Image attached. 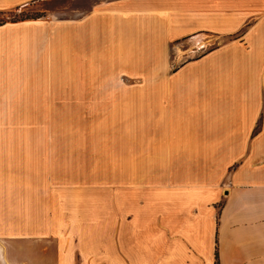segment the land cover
I'll list each match as a JSON object with an SVG mask.
<instances>
[{
    "label": "crops",
    "instance_id": "obj_1",
    "mask_svg": "<svg viewBox=\"0 0 264 264\" xmlns=\"http://www.w3.org/2000/svg\"><path fill=\"white\" fill-rule=\"evenodd\" d=\"M263 6L0 22V264H264Z\"/></svg>",
    "mask_w": 264,
    "mask_h": 264
},
{
    "label": "rangeland",
    "instance_id": "obj_2",
    "mask_svg": "<svg viewBox=\"0 0 264 264\" xmlns=\"http://www.w3.org/2000/svg\"><path fill=\"white\" fill-rule=\"evenodd\" d=\"M100 1L105 0H44L33 2L11 10L0 11V22L25 17L44 16L51 13V11L61 15L75 14L89 9L93 4Z\"/></svg>",
    "mask_w": 264,
    "mask_h": 264
},
{
    "label": "trees",
    "instance_id": "obj_3",
    "mask_svg": "<svg viewBox=\"0 0 264 264\" xmlns=\"http://www.w3.org/2000/svg\"><path fill=\"white\" fill-rule=\"evenodd\" d=\"M25 18H28V17H25Z\"/></svg>",
    "mask_w": 264,
    "mask_h": 264
}]
</instances>
